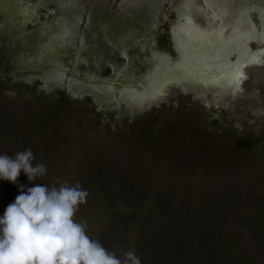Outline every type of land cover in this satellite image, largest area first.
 <instances>
[{
  "label": "rangeland",
  "instance_id": "1",
  "mask_svg": "<svg viewBox=\"0 0 264 264\" xmlns=\"http://www.w3.org/2000/svg\"><path fill=\"white\" fill-rule=\"evenodd\" d=\"M216 1L206 2L213 17L231 0ZM47 4L0 0V155L31 148L47 166L18 184L79 183L89 196L75 218L87 234L117 255L135 248L142 264H264V100L251 99L247 79L236 88L229 60L264 39V0H240L230 33L191 25L177 63L157 55L145 12L124 22L97 10L78 34L75 18L48 15ZM77 35L83 57L68 73L35 75L77 51ZM19 194L0 180V217Z\"/></svg>",
  "mask_w": 264,
  "mask_h": 264
},
{
  "label": "clouds",
  "instance_id": "2",
  "mask_svg": "<svg viewBox=\"0 0 264 264\" xmlns=\"http://www.w3.org/2000/svg\"><path fill=\"white\" fill-rule=\"evenodd\" d=\"M34 159L31 148L0 155V180L20 188L0 217V264H142L135 248L117 255L87 234V222L75 218L89 196L79 183L19 185L21 172L32 182L47 175Z\"/></svg>",
  "mask_w": 264,
  "mask_h": 264
},
{
  "label": "flooded vegetation",
  "instance_id": "3",
  "mask_svg": "<svg viewBox=\"0 0 264 264\" xmlns=\"http://www.w3.org/2000/svg\"><path fill=\"white\" fill-rule=\"evenodd\" d=\"M48 15L54 11H63L71 18H75L78 23V34L80 33L81 23L86 20L87 26L82 29L85 33L88 24L94 13L99 10L103 14L114 16L121 21H133L134 17L145 12L147 22L150 28L158 27L156 35V52L157 55L165 59L167 62L177 63L183 58L181 52V37L190 31L191 25L204 29L211 24L223 26L224 34L230 33L231 30L226 22L229 17V11L240 4V0H231L229 8L222 15L213 17L212 8L208 7L206 2L210 0H47ZM221 0L215 3H209L210 6L218 9ZM214 8V9H215ZM41 16V15H40ZM252 36L249 41V57L245 61H238L237 55L229 56L230 64L235 65V70L239 75L236 86L246 80L247 89L251 92L250 97H255L257 101L258 94L264 100V46L260 48V44L253 40ZM255 44V46H252ZM252 51V53H251ZM257 52V53H256ZM231 57V58H230ZM118 64L124 63L125 56L122 55ZM118 60V59H117ZM234 61V62H233ZM203 63V67H204ZM106 67L113 68L111 65ZM104 66V67H105ZM103 67V68H104ZM102 69V68H101ZM228 67L218 64V70L225 73ZM261 85L263 91L255 90L256 85ZM246 86L243 84V87ZM241 87V86H240ZM256 94V95H255ZM257 96V97H256ZM253 97L251 99H253ZM254 100V101H255Z\"/></svg>",
  "mask_w": 264,
  "mask_h": 264
},
{
  "label": "water",
  "instance_id": "4",
  "mask_svg": "<svg viewBox=\"0 0 264 264\" xmlns=\"http://www.w3.org/2000/svg\"><path fill=\"white\" fill-rule=\"evenodd\" d=\"M253 40H255V42L256 43H258V44H260L261 46H260V48L259 49H262V47L264 46V39H261V38H259L258 36L257 37H254L253 38ZM74 43H75V46H77L78 45V35L74 38ZM77 44V45H76ZM82 45H83V43H82ZM82 45L81 46H77V51H75L73 54H71L67 59H64V60H62V61H57V60H53V61H50L48 64H45V67H43L42 69H40V70H36V72H35V75H38V76H46L47 75V73L49 72V70H50V72L52 71V70H54L55 68H58V69H60V68H64L63 70L61 69V71H63V72H69L68 71V68H69V65H70V63H71V60L74 58V56L76 55V54H78V56H79V59H81V57H83L81 54H80V51H81V53H82ZM76 48V47H75ZM252 53V52H251ZM17 60H13V61H18V58H16ZM204 60V59H203ZM13 61H11V59L9 60V62H5L6 63V65H8L9 63H11V62H13ZM205 61V60H204ZM205 64H204V68L205 69H212V70H215V71H218L219 72V70H218V65H213V64H211V63H209V62H204ZM48 69V70H47ZM55 71V70H54ZM57 72H60V71H57ZM62 73V72H61ZM65 75H67V74H65ZM25 77H29V78H32V76L30 77V76H25ZM66 77H68V76H66ZM110 81H112V78H110L109 79V81L108 82H110ZM105 82H104V80H102L101 81V83L100 84H104ZM241 85H240V83L236 86V88L238 87H240ZM119 89H118V92L120 91V86H117ZM103 96H105V97H107V98H109V97H111V98H113V94L112 95H109V94H104Z\"/></svg>",
  "mask_w": 264,
  "mask_h": 264
},
{
  "label": "trees",
  "instance_id": "5",
  "mask_svg": "<svg viewBox=\"0 0 264 264\" xmlns=\"http://www.w3.org/2000/svg\"><path fill=\"white\" fill-rule=\"evenodd\" d=\"M241 146L245 148H251L255 145V141H252L250 139H246L240 143Z\"/></svg>",
  "mask_w": 264,
  "mask_h": 264
},
{
  "label": "snow or ice",
  "instance_id": "6",
  "mask_svg": "<svg viewBox=\"0 0 264 264\" xmlns=\"http://www.w3.org/2000/svg\"><path fill=\"white\" fill-rule=\"evenodd\" d=\"M254 18L256 20L257 25L259 26V18L258 17H254ZM262 50H264V49H262Z\"/></svg>",
  "mask_w": 264,
  "mask_h": 264
},
{
  "label": "bare ground",
  "instance_id": "7",
  "mask_svg": "<svg viewBox=\"0 0 264 264\" xmlns=\"http://www.w3.org/2000/svg\"><path fill=\"white\" fill-rule=\"evenodd\" d=\"M252 52V51H251ZM257 53V52H256ZM231 58V57H230ZM231 60V59H230ZM234 62V61H233Z\"/></svg>",
  "mask_w": 264,
  "mask_h": 264
}]
</instances>
